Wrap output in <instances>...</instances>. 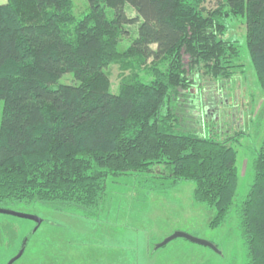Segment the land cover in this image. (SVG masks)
<instances>
[{
  "label": "trees",
  "instance_id": "obj_1",
  "mask_svg": "<svg viewBox=\"0 0 264 264\" xmlns=\"http://www.w3.org/2000/svg\"><path fill=\"white\" fill-rule=\"evenodd\" d=\"M87 1L79 18L72 0L0 4V203L41 201L91 216L110 175L154 171L169 185L193 182L194 199L216 210L210 226L225 223L239 184L237 150L180 130L173 103L193 77L229 78L243 66L239 46L225 38L232 15L246 20L264 89V0L209 10L205 0ZM125 38L132 41L121 51ZM114 62L124 71L118 93L107 72ZM66 74L72 81L59 82ZM238 208L246 264H264V141Z\"/></svg>",
  "mask_w": 264,
  "mask_h": 264
},
{
  "label": "rangeland",
  "instance_id": "obj_2",
  "mask_svg": "<svg viewBox=\"0 0 264 264\" xmlns=\"http://www.w3.org/2000/svg\"><path fill=\"white\" fill-rule=\"evenodd\" d=\"M7 1L0 0V4ZM72 2L78 18L88 11L87 0ZM224 2L205 0L203 6L209 10ZM126 8L131 17L136 16L130 5ZM107 11L112 17L114 10ZM131 29L134 31V26ZM137 32L138 27L132 37ZM246 32L245 18L230 16L225 38L239 46L238 62L243 66L229 78L203 73L193 77L191 90L183 91L173 103L183 115L175 121L180 130L226 142L237 150L239 184L225 223L210 226L216 210L194 199L191 181L169 185L171 178H160L154 171L110 175L105 201L91 216L41 201L0 203V208L43 219L37 227L32 219L0 213V264H7L22 248L23 255L13 264H246L249 257L238 207L253 183L254 161L264 141V89ZM131 41L125 38L119 50L124 51ZM107 72L112 91L118 93L124 75L120 63L110 64ZM140 72L145 75L144 70ZM72 77L66 74L59 82H70ZM168 105L167 101L163 112ZM176 231L213 242L219 251L184 237L157 246Z\"/></svg>",
  "mask_w": 264,
  "mask_h": 264
},
{
  "label": "water",
  "instance_id": "obj_3",
  "mask_svg": "<svg viewBox=\"0 0 264 264\" xmlns=\"http://www.w3.org/2000/svg\"><path fill=\"white\" fill-rule=\"evenodd\" d=\"M0 213L11 214V215H15V216L23 217V218L32 219L37 223V227L43 222V219L37 215L23 213V212H19V211L7 209V208H0ZM178 237L187 238L192 242L203 244V245L209 246V247L219 251L218 247L213 242L195 237V236L188 234L186 232H183V231H176L175 233H173L172 235H170L166 239H164L157 246L158 247L164 246L167 243H169L171 240L178 238ZM23 253H24V248H22L17 255H15L13 258H11L7 264H13L17 259H19L23 255Z\"/></svg>",
  "mask_w": 264,
  "mask_h": 264
}]
</instances>
